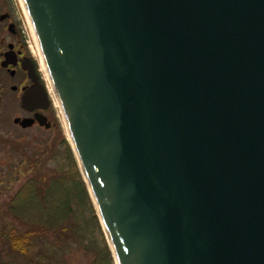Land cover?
Wrapping results in <instances>:
<instances>
[{
  "label": "water",
  "instance_id": "1",
  "mask_svg": "<svg viewBox=\"0 0 264 264\" xmlns=\"http://www.w3.org/2000/svg\"><path fill=\"white\" fill-rule=\"evenodd\" d=\"M23 3L117 264H264V0Z\"/></svg>",
  "mask_w": 264,
  "mask_h": 264
},
{
  "label": "rangeland",
  "instance_id": "2",
  "mask_svg": "<svg viewBox=\"0 0 264 264\" xmlns=\"http://www.w3.org/2000/svg\"><path fill=\"white\" fill-rule=\"evenodd\" d=\"M0 13L11 15V20L7 22L17 25L23 43L27 46L26 40H28L32 45V52L33 50L36 52L35 60L54 100L52 109L59 129V138L56 140H53L52 132L18 130L13 124L14 108L7 106L3 109L0 115V229L7 230L13 224L17 228H23L21 224L15 222L12 214H8L6 208V204L22 183L37 174L58 176L59 181L64 182L67 190L59 187L56 194L58 198L64 199L65 191L69 192L70 204L73 208L71 224L77 230V235H72V239L68 242L71 248L67 249H63L62 244L55 239L54 243L58 247L52 246L51 248L58 255L55 259H58L47 264H117L107 234L94 216V203L71 144L56 95L53 90L51 92L49 80L41 66L33 28L22 0H0ZM32 52L29 50V53L32 54ZM24 158L29 159L28 165L22 164ZM55 217L57 219V216ZM55 217H53L54 220ZM45 222L42 218L43 230L52 238L55 235V228L50 230V234L46 230L48 225L45 226ZM64 242L66 243L67 240ZM44 245L42 241L34 238L31 246L26 243L24 249L18 248V251H14L9 243L0 239V264H28L30 254L35 255Z\"/></svg>",
  "mask_w": 264,
  "mask_h": 264
},
{
  "label": "trees",
  "instance_id": "3",
  "mask_svg": "<svg viewBox=\"0 0 264 264\" xmlns=\"http://www.w3.org/2000/svg\"><path fill=\"white\" fill-rule=\"evenodd\" d=\"M59 178L53 175L37 174L22 183L6 204L8 214H12L15 217V222L21 224L23 228H17L13 224L7 230L0 229V239L9 243L14 251H18V248L24 249L26 243L31 246L34 238L45 244L35 255L30 254L28 264H47L56 261L58 258H55L58 255L51 248L57 246L54 243L55 239L59 241V244H62L63 249H67L71 248V244L68 242L72 239V235H77V230L71 224L73 208L70 204L69 192L65 191L64 199L58 198V194H56L59 187H62V190H67L66 185L63 181L60 182ZM85 190L87 191L86 188ZM94 214L100 222L95 210ZM42 218L46 221L45 226L48 225L46 230L50 234V230L55 228V235L52 237L54 240L43 230ZM99 225L101 227L100 223ZM65 240H67L66 243ZM27 251L29 253V249Z\"/></svg>",
  "mask_w": 264,
  "mask_h": 264
},
{
  "label": "flooded vegetation",
  "instance_id": "4",
  "mask_svg": "<svg viewBox=\"0 0 264 264\" xmlns=\"http://www.w3.org/2000/svg\"><path fill=\"white\" fill-rule=\"evenodd\" d=\"M7 20H11V15L0 13V115L5 107L11 106L15 112L13 114L15 128L21 131L52 132L53 140H56L59 138V129L52 102L42 100L47 88L42 73L37 67L36 60L30 55L28 47L23 43L17 25ZM31 63L35 71L32 77L27 69ZM32 89L34 101L29 107H24L23 97ZM41 116L46 118L43 125L38 121V117ZM23 119L33 120L32 124L25 128L22 127L21 120ZM16 120H19L18 123ZM28 160L24 158L22 164L28 165Z\"/></svg>",
  "mask_w": 264,
  "mask_h": 264
},
{
  "label": "bare ground",
  "instance_id": "5",
  "mask_svg": "<svg viewBox=\"0 0 264 264\" xmlns=\"http://www.w3.org/2000/svg\"><path fill=\"white\" fill-rule=\"evenodd\" d=\"M22 3H23V0H22ZM23 5H24V3H23ZM24 8H25V6H24ZM26 11V10H25ZM30 25H31V23H30ZM31 27H32V25H31ZM34 36H35V33H34ZM35 39H36V43H37V45H38V41H37V38H36V36H35ZM36 45V50H37V53H38V55H39V57H40V59H41V63H42V65L41 66H43V69H44V71H45V73H46V76H47V79L49 80V83H50V86H51V92H52V90H53V87H52V85H51V80H50V77H49V74H48V71H47V68H46V66H45V63H44V61H43V58H42V55L40 54V50H39V47ZM35 53L36 52H34V50H33V54H34V56H35ZM48 89H49V92H50V88H49V86H48ZM53 92H54V90H53ZM55 93V92H54ZM51 94V93H50ZM56 95V94H55ZM57 102H58V105L60 104L59 103V100L57 99ZM59 108H60V106H59Z\"/></svg>",
  "mask_w": 264,
  "mask_h": 264
}]
</instances>
